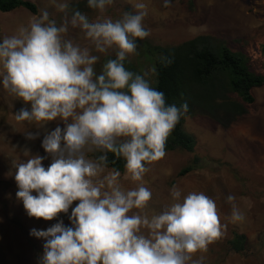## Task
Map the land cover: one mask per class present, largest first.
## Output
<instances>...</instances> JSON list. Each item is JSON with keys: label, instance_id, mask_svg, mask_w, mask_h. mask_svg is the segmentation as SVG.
<instances>
[{"label": "clouds", "instance_id": "obj_1", "mask_svg": "<svg viewBox=\"0 0 264 264\" xmlns=\"http://www.w3.org/2000/svg\"><path fill=\"white\" fill-rule=\"evenodd\" d=\"M114 0H86L103 15ZM172 0H163L165 8ZM66 12L67 0H49ZM134 11L119 19L90 21L79 10L57 23L42 9L38 18L0 37V89L23 105L16 122L45 129L41 148L46 155L12 159L16 198L29 217L52 221L46 229L30 230L43 241L37 264H204L208 246L221 237L215 201L202 191L186 195L173 186L171 202L160 211L148 210L152 192L141 182L148 165L165 155L170 134L188 112L186 102H166L164 93L143 74L126 69L136 53L137 39L150 35L143 21L145 0H131ZM79 29L89 46L68 37ZM114 53L97 72L99 54ZM161 64L172 60L161 56ZM154 71V70H153ZM56 121L48 129L49 122ZM61 125H63L61 127ZM26 140L40 131H26ZM93 153L100 155L92 156ZM108 153L124 161V187L118 169L106 171ZM50 159L45 167L43 161ZM230 223L244 220L232 203ZM77 203L73 206V202Z\"/></svg>", "mask_w": 264, "mask_h": 264}, {"label": "rangeland", "instance_id": "obj_2", "mask_svg": "<svg viewBox=\"0 0 264 264\" xmlns=\"http://www.w3.org/2000/svg\"><path fill=\"white\" fill-rule=\"evenodd\" d=\"M38 6V14L26 9L12 12L0 11V36L11 35L21 25L38 18L42 9H47L50 18L59 24L71 15L57 11L49 0H30ZM86 0H67L69 5ZM147 15L144 27L150 32L145 39L151 44L175 46L200 35L213 36L225 41L228 47L249 59L250 69L264 73V0H172L170 7L163 6V0H145ZM89 8V7H85ZM134 11L131 0H114L107 6L103 15L96 10L81 12L90 21L109 17L119 19L124 12ZM68 37L82 46H89L79 29L69 28ZM142 49L128 56L127 60L143 63L153 81V69L145 63ZM100 56L95 70L99 72L102 64L114 53H94ZM255 101L244 104L247 112L235 120L226 119L223 113L219 120L206 115L188 116L184 129L196 141L193 152L176 150L165 153L164 157L148 165V171L141 181L151 192L148 210L160 211L171 202L170 190L176 186L186 195L190 191H202L211 197L217 206L221 223L226 227L223 234L208 246L203 256L204 264H264V86L253 89ZM232 100L243 101L232 95ZM23 101L9 96L0 89V264H37L43 252V241L31 236L30 230L46 229L63 220L71 226L68 214L61 213L52 221L29 217L23 204L16 198L17 185L13 178L15 169L12 159L25 160L24 151L29 155H46L41 148L45 129H36L28 122H16L14 113ZM57 122H49L48 129ZM63 125H61L62 127ZM40 131L35 140H26L24 132ZM45 167L50 159L43 161ZM190 165L193 171L185 176L179 172ZM112 169L107 168L106 171ZM124 187H135L124 179ZM235 197L234 203L244 215V220L230 223L232 204L226 199ZM77 202H73L75 206ZM247 237L246 249L238 254L230 251L228 241L235 233Z\"/></svg>", "mask_w": 264, "mask_h": 264}, {"label": "trees", "instance_id": "obj_3", "mask_svg": "<svg viewBox=\"0 0 264 264\" xmlns=\"http://www.w3.org/2000/svg\"><path fill=\"white\" fill-rule=\"evenodd\" d=\"M85 7H88L87 3L82 1L69 5L68 9L71 12L90 9ZM21 8L38 14V6L30 0H0V11L3 13ZM139 48L143 50L145 63L154 70L151 85L164 93L167 103L188 104V112L166 142L165 153L194 151L195 138L184 129L186 117L206 115L219 120V115L223 113L224 118L235 120L247 112L244 104L255 101L253 89L264 86V73L253 72L246 55L232 51L225 41L213 36L200 35L175 46L154 45L146 39H137ZM161 56L169 57L171 64H161ZM125 67L136 73L145 72L142 62L134 63L126 59ZM232 95H237L243 103L232 100ZM91 155L94 157L100 153ZM123 164L122 159L108 153L107 168L123 172ZM193 169L194 165L187 166L179 172V176H185ZM246 244V235L237 232L228 241L230 251L238 254L245 251Z\"/></svg>", "mask_w": 264, "mask_h": 264}]
</instances>
